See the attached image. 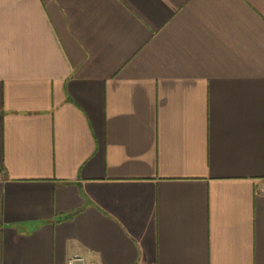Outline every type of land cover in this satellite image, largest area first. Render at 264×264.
<instances>
[{"label":"crops","instance_id":"crops-1","mask_svg":"<svg viewBox=\"0 0 264 264\" xmlns=\"http://www.w3.org/2000/svg\"><path fill=\"white\" fill-rule=\"evenodd\" d=\"M264 0H0V264H264Z\"/></svg>","mask_w":264,"mask_h":264},{"label":"built area","instance_id":"built-area-1","mask_svg":"<svg viewBox=\"0 0 264 264\" xmlns=\"http://www.w3.org/2000/svg\"><path fill=\"white\" fill-rule=\"evenodd\" d=\"M67 264H85V259L83 256L75 255L68 259Z\"/></svg>","mask_w":264,"mask_h":264},{"label":"rangeland","instance_id":"rangeland-1","mask_svg":"<svg viewBox=\"0 0 264 264\" xmlns=\"http://www.w3.org/2000/svg\"><path fill=\"white\" fill-rule=\"evenodd\" d=\"M260 189L264 190V182L260 183Z\"/></svg>","mask_w":264,"mask_h":264}]
</instances>
